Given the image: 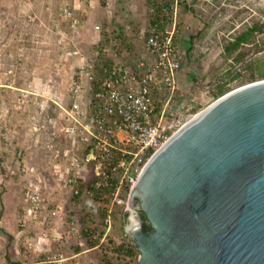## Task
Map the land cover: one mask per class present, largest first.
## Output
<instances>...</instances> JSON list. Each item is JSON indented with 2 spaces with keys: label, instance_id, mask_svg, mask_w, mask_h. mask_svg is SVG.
Returning <instances> with one entry per match:
<instances>
[{
  "label": "rangeland",
  "instance_id": "1",
  "mask_svg": "<svg viewBox=\"0 0 264 264\" xmlns=\"http://www.w3.org/2000/svg\"><path fill=\"white\" fill-rule=\"evenodd\" d=\"M64 2L0 0V199L7 196L4 208L0 203V211L7 213L8 203L20 212L14 218L5 213L3 221L0 212V232L4 238L0 240V264L4 256L17 259L15 264L38 263L42 258L41 261L48 262L46 264H53L49 263V257L57 255L66 259L63 264H104L105 260L110 264H137L139 253L130 259L120 257V261H115L113 255L116 246L130 240L123 230L125 211L116 213L111 230L106 233L101 225V204L84 192L78 199L64 192L71 209L64 218L57 213L49 219L47 210L38 217L39 221L37 218L20 226L27 208L22 194L26 179L38 176L45 182L48 194L54 189L52 194L55 195V189L62 188L54 173V166L60 164V159H55L54 153L45 148L47 138L40 130L41 126L49 128L48 119L57 125L64 124L60 107L68 108L71 104L70 84L80 66L86 62L106 63L112 57H107L106 51L101 47L103 51L99 50L94 43L92 34L101 35V31L94 30L95 23L99 22L97 16L93 18L96 6L86 4L89 12L84 13ZM65 6L72 13L71 20L88 18L85 28L80 22L71 26V20L63 17ZM150 8L152 6L146 10L151 18ZM170 15L171 11L167 12L166 19ZM187 15L191 17L189 21L185 20ZM254 26L264 30V0H179L176 40L178 46L182 38L191 45L190 52L180 51V73L185 74L186 94L183 98L202 104L199 108L187 104L190 108L182 112L183 118L176 117L182 120L180 124L188 122L217 100L219 89L226 94L250 84L246 81L251 77L255 82L264 80V33H252L248 44L226 53L229 44ZM106 28L103 25L100 30L113 36L114 29ZM146 32L137 30L131 46L139 58L144 54ZM124 39L118 50H126ZM115 40L112 38L113 43ZM110 50L108 53L116 54L115 50ZM175 94L166 107V114H169L165 117L166 125L174 120L170 114L178 104ZM165 99L162 94L157 97L159 109ZM175 131L176 128H172L169 134ZM30 169L34 173L25 175ZM7 220L14 230L21 232L20 235L15 237L8 233L9 229L4 226ZM70 223L75 225L76 231L69 230ZM53 226H59L57 231H50ZM94 229L100 240L89 251L82 232Z\"/></svg>",
  "mask_w": 264,
  "mask_h": 264
},
{
  "label": "water",
  "instance_id": "2",
  "mask_svg": "<svg viewBox=\"0 0 264 264\" xmlns=\"http://www.w3.org/2000/svg\"><path fill=\"white\" fill-rule=\"evenodd\" d=\"M196 115L130 191L123 230L137 264H264V80ZM137 201L152 234L135 218Z\"/></svg>",
  "mask_w": 264,
  "mask_h": 264
},
{
  "label": "built area",
  "instance_id": "3",
  "mask_svg": "<svg viewBox=\"0 0 264 264\" xmlns=\"http://www.w3.org/2000/svg\"><path fill=\"white\" fill-rule=\"evenodd\" d=\"M157 1L162 4L161 13L150 8L152 20L143 41L151 61L142 59L133 68L84 63L70 84V106L60 107L64 124L48 119L49 128H40L47 138L45 148L60 159L54 173L64 192L77 199L84 192L97 200L105 214L101 225L106 233L114 213L126 211L130 191L147 163L187 123L180 124L182 120L176 118L165 123L166 107L177 89L182 66L176 40L179 0ZM64 17L71 20V13L65 11ZM77 24L71 20L72 27ZM99 29L94 26L95 31ZM160 94L166 99L158 111L155 96ZM172 128L176 131L169 134ZM33 173L30 169L25 175ZM44 183L38 176L26 179L22 194L27 208L21 227L36 221L45 210L49 219L60 211L50 208L47 197L54 194H48ZM69 228L76 231L73 223ZM49 260L63 264L66 259L57 255Z\"/></svg>",
  "mask_w": 264,
  "mask_h": 264
},
{
  "label": "crops",
  "instance_id": "4",
  "mask_svg": "<svg viewBox=\"0 0 264 264\" xmlns=\"http://www.w3.org/2000/svg\"><path fill=\"white\" fill-rule=\"evenodd\" d=\"M64 4L71 5V7L75 9V11L82 9L84 13L89 12V9L87 8L86 4H90V5L94 4L96 6V9H95V16L93 18L97 16L99 19V22L95 23L94 26H99L100 28L103 29V25H105L107 26L106 30L114 29L113 32L115 33L113 34V36H109V34L107 35L104 34L106 33V31L103 32V30H100V29L98 32L101 31V35H98L97 32H94L92 34L94 43L95 45H97V48H99V50L101 51L103 50L106 51L107 57L112 56L111 59L108 58L110 60L106 61L107 65L109 66L122 65L128 68H133L134 65L141 59H147L151 61V58L144 52L143 48H142V51L144 54H142L141 58H139L136 54H134L135 50H133L131 47L132 45H134V42H135L136 31L137 30H144V31L148 30L149 23L152 19L148 17L146 8L148 9V7L151 5V0H96V1L94 0V2L92 0H71V1L65 0ZM65 11H69V8L64 10V12ZM64 12H63V17H64ZM71 16H72V13H71ZM190 19L191 17L187 15L185 20L189 21ZM73 20H76V19L74 18ZM76 21L80 22V26H83L85 28V24L88 21V18H86L85 21L83 20L81 21L76 20ZM108 26H111V27H108ZM114 37L116 39L115 43L112 42V38ZM123 37H125L124 41L126 42L127 48L126 50H121V49L118 50L120 46V42L123 39ZM179 46L181 47V50L180 49L179 50L183 51V53L191 51L190 43L188 42L187 44V41L183 40V38L182 40H179ZM110 49H112L113 51L115 50L116 54L108 53V52H111ZM184 75L185 74H182L180 72L177 74V79H176L177 90L175 92L176 93L175 97H177L176 100L178 101V104L173 109L174 113L170 114V116L172 115L171 117L173 118L180 116L182 112H184L185 110H188L187 108H190L191 104H192L191 106L194 108H199L202 106L201 102L195 103L194 99L183 98V95L186 94L184 91V84H185ZM188 75L190 74L188 73ZM157 97L158 95L155 96L156 106H158L159 104ZM187 104H190V105L187 107L186 106ZM157 110L159 111L158 107H157ZM168 115L169 114H167V116ZM55 190L57 194L52 195V197L50 198L51 204L53 202H55V204H52L50 208H53L54 205H57L58 209L60 210L58 213L59 214L61 213L62 218H64V214H67L71 210L69 202H67L68 198L66 197L67 195L64 193V191H62L61 189L59 191H57V189ZM52 191L54 192V189ZM6 197L7 196H3L0 199V203L4 204L2 206L3 208L6 206L5 204ZM7 208H8L7 213L6 211H4V213L0 211L2 214V219H1L2 221H3V216H5V213L7 215H10L9 217L16 216L20 213V212L18 213V209L13 208L12 206H9L8 203H7ZM22 211H23V207H22ZM4 226L7 229H9L8 233L11 234V236L17 237L18 235L21 234V232H17L16 230H14V228H12V224H10L8 220L7 222H4ZM58 228L59 226H53L51 227L50 231L52 230V232L53 231L55 232L57 231ZM15 239L19 240L18 238H15ZM0 240H4V238L1 235V232H0ZM53 242L55 243L56 240H53ZM90 250L92 249H89V251ZM77 255L79 254H76V256ZM2 259H3L2 264H10V263L15 264L14 262H17V259L10 258L9 256L8 257L4 256ZM41 260L38 263H32V264H46L45 261H41ZM18 261H21V260H18Z\"/></svg>",
  "mask_w": 264,
  "mask_h": 264
},
{
  "label": "trees",
  "instance_id": "5",
  "mask_svg": "<svg viewBox=\"0 0 264 264\" xmlns=\"http://www.w3.org/2000/svg\"><path fill=\"white\" fill-rule=\"evenodd\" d=\"M150 6L157 8L158 12L161 13L160 12V7H161L160 2H158L156 0H151ZM254 32L264 33V30H262V28H259L257 26L250 28V30H248L247 33L238 36L231 44H229L226 47V53L230 54L234 51H237L240 46L248 44L250 41V35ZM246 82L247 83H253V82H255V80L253 77H251ZM224 94L225 93L221 89H219V93L216 95V98H219V97L223 96ZM104 215L105 214L103 213L102 216L104 217ZM116 216L117 215L115 212L113 215V219ZM141 219L144 222H146V216L143 213H141ZM144 231H146L145 228H144ZM82 233H83V237L86 241L88 248L94 249L98 245L99 240H100V237L96 236V235H98V234H96L97 230L94 229L91 232H89V230H84ZM113 253H114L113 255L115 256V258H114L115 261H120V257H123L126 259L133 258L135 253H138V251H137L136 246L133 244V242H131L129 240V242H124L123 244H119L118 246H116V249L114 250ZM108 261L109 260H105L104 264H110Z\"/></svg>",
  "mask_w": 264,
  "mask_h": 264
},
{
  "label": "flooded vegetation",
  "instance_id": "6",
  "mask_svg": "<svg viewBox=\"0 0 264 264\" xmlns=\"http://www.w3.org/2000/svg\"><path fill=\"white\" fill-rule=\"evenodd\" d=\"M134 205L136 206L135 211H137V212H135V218H136V220L139 219V221H140V225H139V226H140V228H141V231H142L144 234H146V235L152 234V233H153V229H152V227H151L149 221L146 219V222H144V221L141 219V213H143V212H142L141 209H140L139 202L137 201ZM143 214H144V213H143ZM128 223H129V222H128ZM129 224H130V223H129ZM144 228L146 229V231H144ZM130 241L133 242V244L136 246L135 241L131 238V236H130ZM136 248H137V246H136ZM137 251H138V248H137ZM138 253H139V251H138Z\"/></svg>",
  "mask_w": 264,
  "mask_h": 264
},
{
  "label": "bare ground",
  "instance_id": "7",
  "mask_svg": "<svg viewBox=\"0 0 264 264\" xmlns=\"http://www.w3.org/2000/svg\"><path fill=\"white\" fill-rule=\"evenodd\" d=\"M197 116V115H196ZM196 116H194L193 118H191L192 120L196 117ZM190 121V120H189Z\"/></svg>",
  "mask_w": 264,
  "mask_h": 264
}]
</instances>
